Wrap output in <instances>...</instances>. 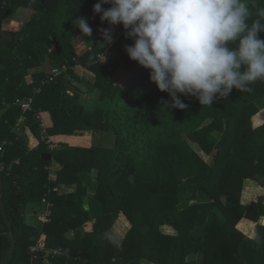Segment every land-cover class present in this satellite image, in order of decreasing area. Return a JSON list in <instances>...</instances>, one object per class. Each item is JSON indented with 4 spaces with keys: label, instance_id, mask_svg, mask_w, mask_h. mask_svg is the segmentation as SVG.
Instances as JSON below:
<instances>
[{
    "label": "trees",
    "instance_id": "1",
    "mask_svg": "<svg viewBox=\"0 0 264 264\" xmlns=\"http://www.w3.org/2000/svg\"><path fill=\"white\" fill-rule=\"evenodd\" d=\"M97 2L0 0V140H8L0 151V196L17 239L8 252L12 238L0 207V264L4 258L5 264H29V247L42 232L48 250L61 249L55 264H198L195 255L202 256L200 264H264V194L247 201L245 192L251 181L264 186V81L252 83L251 91L233 88L211 105L181 96L188 107H171L150 69L128 57L124 46L133 41L125 30L112 34V43L104 41L100 29L110 26L93 12ZM247 2L253 17L264 8V0ZM20 7L34 11L31 19L19 31L4 32V20ZM80 17L87 18L91 36L77 27ZM81 36L92 43L78 54ZM47 62H68V74L96 93L93 106L66 75L48 78L41 68ZM74 65L94 81L80 79ZM30 96L32 109L17 131L23 111L14 101ZM43 110L52 116L54 149L41 139L37 113ZM98 133L114 135V145L96 144ZM45 152L53 159L44 160ZM55 163L61 167L51 181L46 167ZM63 183L76 190L60 193ZM46 196L53 202L50 221L28 223V207ZM123 215L130 226L116 242L108 233ZM243 218L257 222L255 237L238 228ZM90 220L93 230L87 231ZM163 225L177 234L164 233Z\"/></svg>",
    "mask_w": 264,
    "mask_h": 264
},
{
    "label": "clouds",
    "instance_id": "2",
    "mask_svg": "<svg viewBox=\"0 0 264 264\" xmlns=\"http://www.w3.org/2000/svg\"><path fill=\"white\" fill-rule=\"evenodd\" d=\"M92 10L110 26L100 29L106 43L112 26L122 25L133 41L124 46L128 57L150 69L171 107H188L181 96L211 105L233 88L251 91L264 81V8L253 17L247 0H98ZM77 27L92 35L87 18H78Z\"/></svg>",
    "mask_w": 264,
    "mask_h": 264
},
{
    "label": "crops",
    "instance_id": "3",
    "mask_svg": "<svg viewBox=\"0 0 264 264\" xmlns=\"http://www.w3.org/2000/svg\"><path fill=\"white\" fill-rule=\"evenodd\" d=\"M34 11L31 10V9H28L26 7H20L18 9V11L16 12L15 16L14 17H11V18H6L2 24V30L5 32H9V31H19L22 26L24 25L25 22L29 21L31 19V16L33 15ZM48 73V72H47ZM65 75V74H63ZM61 75V76H63ZM37 118L42 122L43 121V124H42V127L44 126L45 127V131L48 132L49 129L53 126V120H52V116L50 114L49 111H46V110H43V111H40L37 113ZM24 123V122H23ZM29 133H31V131H29ZM41 134H42V128H41ZM91 135V133H90ZM32 136V139H30V143H35L36 141V136L35 135H30ZM34 136V137H33ZM49 137V134L47 136H44V139L46 140V138ZM53 159V154H52V158ZM46 168H49L50 170V177L49 179L51 181H55L56 178H57V168H56V165L55 164H51V166L49 167H46ZM69 186L67 185H62L60 186V188L58 189V191L60 193L64 192V193H70L72 192V190L68 189ZM246 192V190H245ZM247 201H251L254 197H256L255 194H252L250 192H247ZM46 206V207H45ZM88 208V206H86ZM50 208V210H47V209ZM47 211H50L51 215H50V219L52 217V213H53V202L51 200H49V198L46 196V198L42 199V202H41V205H31L28 207V210H27V220H28V223H34V222H37V221H40L41 223H47L45 221H43L41 219V217L47 213ZM122 220H124L126 223L124 225H128L130 226V222L127 220V218L123 215L122 216ZM94 222L95 220H90L88 222L85 223L84 227L87 231H91L93 230V226H94ZM121 222V221H120ZM124 223V222H123ZM260 223L264 225V216L260 219ZM90 224V225H89ZM119 224V223H118ZM244 225V226H243ZM116 227L112 228L110 231H109V235L111 237V239H113L114 241L118 242L119 241V237L121 235H123L122 233H125L126 230L128 229L127 226L126 227H123L122 230L123 232L119 231V229L117 228V225L115 224ZM166 226V225H165ZM170 226V225H168ZM0 227H1V224H0ZM119 227V226H118ZM172 229H173V226H170ZM238 228L244 232L247 236L249 237H255L256 236V232H257V222L252 220V219H249V218H243L239 223H238ZM117 230L120 232H117ZM164 233L166 234H170V235H175V233H169V232H166L164 230H162ZM10 234V232H9ZM11 236V234H10ZM40 236H46V234L44 232L41 233ZM47 238V236H46ZM196 256H199V255H196ZM202 259V257H201ZM30 261H31V256H30ZM30 263V262H29ZM201 261L198 263L200 264Z\"/></svg>",
    "mask_w": 264,
    "mask_h": 264
},
{
    "label": "rangeland",
    "instance_id": "4",
    "mask_svg": "<svg viewBox=\"0 0 264 264\" xmlns=\"http://www.w3.org/2000/svg\"><path fill=\"white\" fill-rule=\"evenodd\" d=\"M122 31H124V29H123V27L121 28L120 27V31H117L116 29H114L113 31H112V34H121L122 33ZM113 39H114V37H113ZM113 42V41H112ZM90 43H92V41L90 40V37H88V38H86L85 39V37L84 36H81L80 38H79V40H78V43H77V45H76V50H77V53L78 54H81V53H83V52H85V50L88 48V45H90ZM107 46L109 47V44H106V48H107ZM102 58V57H101ZM54 67H56L55 66V64H52V63H49V62H47V63H45L41 68L47 73H49V72H51L52 71V69L54 68ZM74 68H75V71H76V73L78 74V76L80 77V79H83V80H87V81H89V82H93L94 81V76L91 74V73H89V72H87L82 66H80V65H74ZM47 73V74H48ZM67 77H68V79H70L71 80V82L73 83V84H75L76 86H78L82 91H83V97H82V100L83 101H86V102H89L90 104H89V106H93V104H94V102H95V98H96V93L95 92H88V90H89V87H88V85H87V83H84L85 81H81V80H78L77 78H74V77H71L70 76V74H68V73H66L65 74ZM15 102V101H14ZM42 124H43V121L41 122L40 121V130H41V128H42V134H41V139H43L44 138V136H47L48 134L50 135V133H48V132H46L45 130V127L43 126L42 127ZM90 131H84V134H88V135H90ZM216 134L220 137L221 135H222V132H216ZM53 139V138H52ZM114 141H115V136L114 135H108V134H105V133H98V134H95L94 135V142L96 143V144H102V145H111V146H113L114 145ZM192 143V145L194 146V148L202 155V157L207 161V162H211L212 161V156L210 155V154H208L206 151H204V150H202V148L197 144V143H194V142H191ZM58 147H59V145H58ZM55 165H56V168H57V171H58V169H60V164H58V163H55ZM64 186V185H67V186H69L68 188H67V190L68 189H70V190H72V192L73 191H75L76 190V184H67V183H63V184H61V186ZM245 189L247 190L246 192H250V193H252V194H255L256 195V197L257 196H259V195H261V194H264V186H262L261 184H259L258 182H256V181H251L250 183H248L246 186H245ZM69 191V190H68ZM95 193V188L94 187H90L89 188V197L91 198L92 196H93V194ZM42 202V201H41ZM46 207V206H45ZM45 209H47V208H45ZM47 210H50V208L49 209H47ZM123 222H118V223H116V225H117V228L119 229V231H121V232H123V230H122V228L123 227H126V225H124L126 222L124 221V220H122ZM27 222H28V220H27ZM90 225V224H89ZM119 226V227H118ZM244 226V225H243ZM161 230H164V231H166V232H169V233H175V234H177V230L173 227V229L170 227V226H168V225H163V226H161ZM118 230H117V232H119ZM120 233V232H119ZM123 235H121L120 237H119V240L124 236V233H122ZM192 258H194L195 260H197L198 261V263L201 261V257L202 256H191ZM30 264V263H29Z\"/></svg>",
    "mask_w": 264,
    "mask_h": 264
},
{
    "label": "built area",
    "instance_id": "5",
    "mask_svg": "<svg viewBox=\"0 0 264 264\" xmlns=\"http://www.w3.org/2000/svg\"><path fill=\"white\" fill-rule=\"evenodd\" d=\"M90 48V47H88ZM70 68V65L68 62H64L61 65H58L52 69L51 72L47 74L48 78L56 77V76H61L63 74L68 73V70ZM41 88H36V92H40ZM33 96H30L28 98H17L15 100V104L20 106L23 113L20 115L18 118L14 129L19 131L21 127L23 126V122H25V116L24 113L28 110L32 109L33 106ZM46 142L49 144V147L54 149L57 147V144L52 143L50 136L46 138ZM8 144V140H0V151L4 152L5 151V146ZM50 211H47L46 214H44L41 219L45 222L50 221ZM29 252L31 255V261L30 264H55L53 261V257L56 255H59L61 253V249H52L48 250L47 244H46V236H40L37 241L33 244L30 245L29 247ZM50 254V256L47 255ZM41 253H44L43 257Z\"/></svg>",
    "mask_w": 264,
    "mask_h": 264
},
{
    "label": "water",
    "instance_id": "6",
    "mask_svg": "<svg viewBox=\"0 0 264 264\" xmlns=\"http://www.w3.org/2000/svg\"><path fill=\"white\" fill-rule=\"evenodd\" d=\"M42 157L44 160H51L52 153L51 152H45V153H43ZM3 188H4V182H3V178L0 175V192L3 191ZM0 207H1L2 214H3V218H4L7 226L9 227L11 238H12V242H11V245L8 249V252H12L17 245V239H16L15 234H14L12 222L8 217V214H7V211H6V208H5V205H4V202H3V199L1 196H0ZM2 264H5V258H4Z\"/></svg>",
    "mask_w": 264,
    "mask_h": 264
}]
</instances>
